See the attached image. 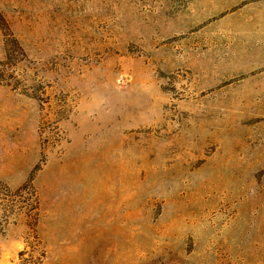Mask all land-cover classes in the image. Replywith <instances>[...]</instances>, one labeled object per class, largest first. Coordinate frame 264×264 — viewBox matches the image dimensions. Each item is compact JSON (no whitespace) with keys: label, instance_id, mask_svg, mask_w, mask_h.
Returning <instances> with one entry per match:
<instances>
[{"label":"rangeland","instance_id":"374dc122","mask_svg":"<svg viewBox=\"0 0 264 264\" xmlns=\"http://www.w3.org/2000/svg\"><path fill=\"white\" fill-rule=\"evenodd\" d=\"M0 264H264V0H0Z\"/></svg>","mask_w":264,"mask_h":264}]
</instances>
